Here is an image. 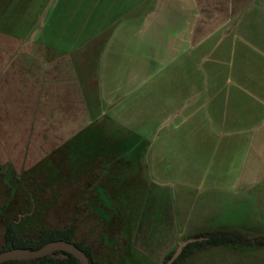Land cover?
Instances as JSON below:
<instances>
[{
	"label": "crops",
	"instance_id": "1",
	"mask_svg": "<svg viewBox=\"0 0 264 264\" xmlns=\"http://www.w3.org/2000/svg\"><path fill=\"white\" fill-rule=\"evenodd\" d=\"M62 156L110 210V264L263 238L264 0H0V173Z\"/></svg>",
	"mask_w": 264,
	"mask_h": 264
},
{
	"label": "rangeland",
	"instance_id": "2",
	"mask_svg": "<svg viewBox=\"0 0 264 264\" xmlns=\"http://www.w3.org/2000/svg\"><path fill=\"white\" fill-rule=\"evenodd\" d=\"M63 159L66 158L37 164L13 176L0 173V248L7 220L14 221L19 234H34L42 228H63L74 223L75 240L93 248L97 264H110V210L97 205L100 201L91 189V178L86 171L89 165ZM172 197L169 196V201ZM157 198L162 199L160 193ZM152 201L148 196V204ZM106 207L110 208V204ZM155 213H158L155 204L142 211L143 218L150 221L157 219ZM230 218L232 213L228 211L227 219ZM250 250L223 258L207 254L203 264H264V251Z\"/></svg>",
	"mask_w": 264,
	"mask_h": 264
},
{
	"label": "trees",
	"instance_id": "3",
	"mask_svg": "<svg viewBox=\"0 0 264 264\" xmlns=\"http://www.w3.org/2000/svg\"><path fill=\"white\" fill-rule=\"evenodd\" d=\"M104 201V200H102ZM106 202V201H105ZM76 225L74 223L63 228H42L34 234H19L14 221L7 220L4 223V237L0 252L21 249L37 250L50 242H66L80 249L88 258L89 264H96L93 260V248L83 241L75 240ZM182 249L180 255L172 264H184L186 259L196 251H202L208 247L218 246H253L264 245V238H250L237 232H209L194 235ZM171 257H168L169 261ZM3 264H80L72 255L64 252L53 254L31 261H11Z\"/></svg>",
	"mask_w": 264,
	"mask_h": 264
},
{
	"label": "water",
	"instance_id": "4",
	"mask_svg": "<svg viewBox=\"0 0 264 264\" xmlns=\"http://www.w3.org/2000/svg\"><path fill=\"white\" fill-rule=\"evenodd\" d=\"M192 241L191 239L186 240L179 244L175 253L171 256L169 261L166 264H172V262L180 255L183 247ZM61 251L66 252L76 258L80 264H89L88 258L86 255L78 249L76 246L66 242H50L40 249L37 250H21L15 249L5 252H0V264L11 262V261H31L37 260L46 256L51 255L54 252Z\"/></svg>",
	"mask_w": 264,
	"mask_h": 264
},
{
	"label": "flooded vegetation",
	"instance_id": "5",
	"mask_svg": "<svg viewBox=\"0 0 264 264\" xmlns=\"http://www.w3.org/2000/svg\"><path fill=\"white\" fill-rule=\"evenodd\" d=\"M94 251V250H93ZM57 252H61V251H57ZM64 253H66V252H64ZM53 254V253H52ZM68 254V253H67ZM93 260L95 261V259H94V254H93ZM95 263L97 264V262L95 261Z\"/></svg>",
	"mask_w": 264,
	"mask_h": 264
}]
</instances>
